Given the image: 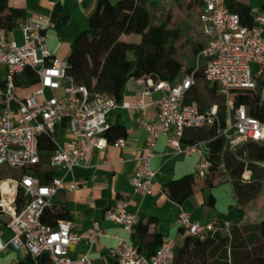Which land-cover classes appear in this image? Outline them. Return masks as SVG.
Returning <instances> with one entry per match:
<instances>
[{"label":"built area","instance_id":"built-area-1","mask_svg":"<svg viewBox=\"0 0 264 264\" xmlns=\"http://www.w3.org/2000/svg\"><path fill=\"white\" fill-rule=\"evenodd\" d=\"M251 13L254 24L248 26L238 13L229 9L227 0H200L197 30L205 42L196 55L195 65L204 62L205 80L216 86L218 95L225 97V123H221L218 104L201 111L197 101L186 102L195 82L194 73H187L174 84L149 78L153 90L162 91V95L155 102L156 118L140 120L148 136L141 165L132 179L135 190L145 195L154 191L158 171L151 167V160L161 135L168 136L176 151L199 154L197 172L201 176L212 166L202 148L206 141L183 146L181 141L187 129L215 126L217 136L224 138L225 148L233 151L249 141L264 143V121L249 113L250 105L236 106L234 100L237 91L247 90L258 95L259 104L264 106V10L253 6ZM51 28H56L52 16L27 19L19 26L23 35L19 43L12 30L0 24V66L5 67L0 83V257L10 250L21 253L20 258L8 264H20L27 257L35 264H94L88 252L73 255L71 247L93 244L107 235L98 221L79 233L68 220H60L57 226L42 220L59 192L80 188L76 181L67 183L64 173L81 166L91 154L108 145V118L119 107L114 99L93 94L87 86L68 76L67 59L52 57L48 48L46 31ZM27 67L39 78L32 86L18 83ZM59 90H62L60 97L56 96ZM138 107L144 109L145 104L141 101ZM60 124L66 126L74 141L67 148L57 145L47 166L60 170L61 174L43 183L32 170L41 162L39 138L42 135L55 138ZM113 144L125 147L127 140L119 138ZM104 217L121 224L125 232L111 252L117 264H173L178 248L174 238L164 236L150 258L144 257L131 242L139 216L127 210V203L117 201L105 211ZM177 221L184 234L200 239L217 231L226 234L231 226L220 220L194 221L185 209Z\"/></svg>","mask_w":264,"mask_h":264},{"label":"trees","instance_id":"trees-1","mask_svg":"<svg viewBox=\"0 0 264 264\" xmlns=\"http://www.w3.org/2000/svg\"><path fill=\"white\" fill-rule=\"evenodd\" d=\"M199 6L200 0H189ZM148 0H97V7L90 16L89 28L82 31L75 40L67 58V74L76 83L83 84L93 94H100L114 99L121 104L131 78H151L154 81L165 80L177 83L184 70L176 59V43L181 37L179 28L171 29L163 24L153 23ZM232 12L241 16L243 24H254L252 7L239 0H227ZM261 8L264 10V4ZM23 11L11 8L8 0H0V24L7 29H14ZM52 18L60 28L68 22L61 6L54 7ZM138 36L133 41L124 36ZM204 44H196L197 55ZM205 64L193 65L186 73H194L195 82L186 95V102L197 101L201 111H207L213 104H218L221 123L226 119V99L217 94L215 85L205 80ZM39 78L27 67L18 83L32 86ZM236 106L250 105L249 113L264 121V106L259 104L258 95L241 90L234 96ZM190 141L204 140L209 148L208 158L212 166L203 176L187 174L165 184V191L173 201L183 204L196 190L204 195V205L215 207L217 198L215 187L231 183L236 204L230 208H239L245 214L254 200L264 190V143L247 142L237 150L225 148L224 138L217 136L215 126L187 129ZM185 131V132H186ZM126 136L123 125L110 126L106 132L109 141ZM184 140V136L182 137ZM57 135H42L39 138L41 162L33 167L34 174L43 183L50 182L61 174L60 170L49 168L48 162L57 148ZM70 212L65 205L53 204L42 215L43 222L57 226L60 220H69ZM156 218H139L132 233V242L139 252L147 258L156 253L163 240V232L151 233V225ZM184 233V231L182 230ZM186 237L176 250L173 264H264V219L256 223L232 224L226 234L217 231L207 238L200 239L193 235ZM149 240L144 250V241ZM20 264H35L27 257Z\"/></svg>","mask_w":264,"mask_h":264},{"label":"crops","instance_id":"crops-1","mask_svg":"<svg viewBox=\"0 0 264 264\" xmlns=\"http://www.w3.org/2000/svg\"><path fill=\"white\" fill-rule=\"evenodd\" d=\"M239 1L251 6L261 7L264 4V0ZM8 4L11 8L23 11L17 27L12 29L14 38L19 43L23 41L19 29L22 22L39 15L52 16L54 7L59 4L63 14L68 17V22L60 28L46 31L47 45L52 57L67 59L79 34L89 28L90 16L97 7V0H8ZM4 76L5 67L0 66V83L3 82ZM161 95L162 91H155L150 86L149 78H131L122 103L110 113L108 118L110 126L120 124L125 127L126 136L119 138H125L127 145L116 147L113 144L115 140L109 141L103 150L95 151L81 166L64 173L67 183L76 181L80 184V188L62 190L53 201L67 207L71 216L68 221L71 222L73 229L84 233L98 221L107 233L96 243H81L71 247L73 255L88 252L94 264H117L111 252L118 245L119 237H123L125 232L121 224L104 217L105 211L117 201L127 203V210L137 214L139 218L149 216L156 218L157 223L151 225L150 232L160 230L164 236H170L176 242L179 239L181 243L177 244L178 247L186 237L177 221L182 209L190 212L192 220L202 223L220 220L231 225H242L258 221L256 218L251 220L250 208L246 210V214L239 208H230L236 204L231 183L213 189L217 198L213 208L204 205L203 192L198 189L183 204L170 199L165 191V184L187 174H195L198 177L200 156L197 152L176 151L165 135L158 138L156 154L151 160V167L158 171L153 193L145 195L134 189L132 179L141 165L140 158L148 136L147 131L141 127L140 120L156 118L158 109L155 102ZM141 101L145 104L144 109L138 107ZM126 103L128 106H125ZM56 135L58 144L62 147L67 148L74 141V137L64 124L58 126ZM198 141L200 140L191 142L189 132L186 131L181 142L183 146H187ZM206 147L208 148L207 144H203L202 148L208 154L209 148ZM7 235L10 236V233ZM130 238L132 242V235ZM148 241L142 243L144 250ZM13 251L10 250L8 253Z\"/></svg>","mask_w":264,"mask_h":264},{"label":"rangeland","instance_id":"rangeland-1","mask_svg":"<svg viewBox=\"0 0 264 264\" xmlns=\"http://www.w3.org/2000/svg\"><path fill=\"white\" fill-rule=\"evenodd\" d=\"M117 2L118 0H112ZM153 23L163 24L171 29L179 28L181 31V37L176 43L175 57L184 66L182 73L183 78L187 73L186 69L195 65L196 55L194 54V48L196 44H204L205 38L199 30L197 13L198 6L194 5L189 0H156L149 6ZM133 41L139 40L138 36L124 37ZM62 90L56 92V96L60 97ZM207 148V147H206ZM208 149V148H207ZM250 218L264 219V190L258 195L250 207ZM180 240H177V244H180ZM21 257L19 251H13L6 253L0 257V264L12 263Z\"/></svg>","mask_w":264,"mask_h":264},{"label":"water","instance_id":"water-1","mask_svg":"<svg viewBox=\"0 0 264 264\" xmlns=\"http://www.w3.org/2000/svg\"><path fill=\"white\" fill-rule=\"evenodd\" d=\"M109 130V129H108Z\"/></svg>","mask_w":264,"mask_h":264}]
</instances>
